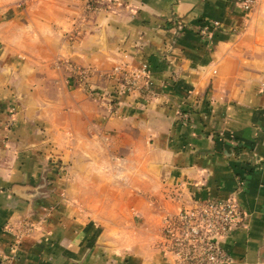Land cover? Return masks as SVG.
I'll use <instances>...</instances> for the list:
<instances>
[{
  "label": "crops",
  "instance_id": "obj_1",
  "mask_svg": "<svg viewBox=\"0 0 264 264\" xmlns=\"http://www.w3.org/2000/svg\"><path fill=\"white\" fill-rule=\"evenodd\" d=\"M244 1L0 0V260L26 219L11 264H176L164 221L233 198L229 264H264V0Z\"/></svg>",
  "mask_w": 264,
  "mask_h": 264
},
{
  "label": "built area",
  "instance_id": "obj_2",
  "mask_svg": "<svg viewBox=\"0 0 264 264\" xmlns=\"http://www.w3.org/2000/svg\"><path fill=\"white\" fill-rule=\"evenodd\" d=\"M243 8H249V2L244 1ZM217 26V23H212ZM204 26L200 34L207 33ZM122 88L128 92H139L150 96L151 83L145 69L118 71L115 70ZM75 77L82 85L90 71L83 68L74 69ZM264 91V84L261 86ZM178 118L187 121L186 113L178 112ZM243 223V214L233 198L196 201L192 206L182 209L176 216L164 221L162 235L166 249L172 253L176 264H229L231 256L223 247L222 240L228 233ZM36 224L22 219L15 223H6L4 231L11 237L10 255L4 256L0 264H11L17 245L31 235Z\"/></svg>",
  "mask_w": 264,
  "mask_h": 264
}]
</instances>
